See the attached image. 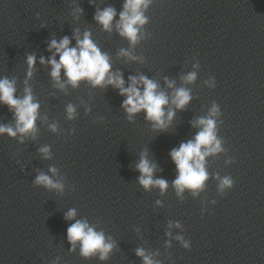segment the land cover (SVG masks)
Returning <instances> with one entry per match:
<instances>
[{
	"label": "clouds",
	"instance_id": "9594fccd",
	"mask_svg": "<svg viewBox=\"0 0 264 264\" xmlns=\"http://www.w3.org/2000/svg\"><path fill=\"white\" fill-rule=\"evenodd\" d=\"M152 0H125L123 11L120 13L119 21L116 23V29L122 37H125L131 46H135L141 39V28L148 23V17L144 14ZM81 8H76L74 15L82 14ZM116 11L113 7H106L103 10H97L94 19L99 23L103 30L111 32ZM76 46L70 47V40L67 36L60 41L51 40L48 50H54L52 57L47 60L51 66L50 75L56 82V85L63 89L65 84L61 82V70L66 77L67 84L73 88L79 86L81 81H88L93 87H106L111 85L119 90L121 96L126 97L122 103V107L128 114L129 120L135 114L144 111L146 120L152 122L154 130H167L175 113L169 109L165 112V107L171 102L176 109H183L190 101V91L184 87L175 89L171 98L164 92L159 90V85L153 80L141 75L138 78L130 76L129 85L125 87L123 75L120 72L113 73L109 56L102 53L99 47L91 39V33L85 31L81 39L79 31L75 32ZM120 55L127 56L129 59H136L129 51L121 49ZM59 56V60L56 56ZM36 57L29 55L27 64L29 67L28 77L32 75ZM40 63H46L41 57ZM198 68L199 64L194 65ZM186 83L194 82L196 72H191L182 77ZM169 88L174 87V82L165 80ZM210 86L215 87L214 78H210L208 82ZM142 86V90H141ZM15 81L9 80L7 77L0 79V104L6 105L14 114L15 126L0 125V134H7L9 137L21 136L23 138L31 136L35 139L36 133L39 131L36 122L39 117V103L34 102L32 90L25 87L23 97L15 95ZM67 118L69 120L75 117V108L72 104L67 106ZM87 111V110H86ZM222 112L217 103L213 102L212 107L207 117L198 118L194 122L195 127H199L193 140L186 143H181L178 148H174L170 152V156L176 165L177 176L172 182L178 197L183 196L187 190L193 196L199 195L206 187V182L209 179L207 170L206 157L214 156L226 151L223 147V140L217 135V117L221 116ZM166 117V118H165ZM46 119V118H45ZM222 123V121H221ZM52 132L57 131V124L49 125ZM39 152L44 159H50V149L48 146L41 147ZM229 159L226 163H231ZM136 170L141 174L139 176V184L147 191L153 187L159 188L163 194L168 188V182L162 178H154V173L157 170L156 164L147 159V153H142L139 163L136 165ZM52 176H56L58 170L55 166L49 168ZM43 172H40L34 185L43 186L46 189H55L63 191L64 184L60 180H54ZM215 179L219 181L217 185L218 192L226 194L227 189H231L234 185V180L231 176L220 177L215 174ZM215 203V201H213ZM159 203V201H157ZM76 216L74 209H70L65 215L66 220H73ZM172 226L171 224L169 225ZM179 223L175 227H180ZM171 236V233H166ZM176 239L181 242L183 248L191 249L190 241H186L183 236H176ZM67 240L72 246L71 250H75L77 244L80 245V254L85 258L99 254L101 260H106L109 253L114 247V243L110 238H106L103 231H97L95 227L90 226L87 220H75L67 228ZM170 246V244H169ZM136 255L143 259V264H159L154 261L150 254H146L142 248L136 249Z\"/></svg>",
	"mask_w": 264,
	"mask_h": 264
}]
</instances>
